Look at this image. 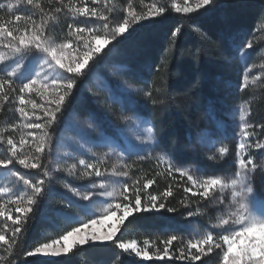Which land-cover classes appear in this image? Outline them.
I'll return each instance as SVG.
<instances>
[{
  "label": "snow or ice",
  "instance_id": "1",
  "mask_svg": "<svg viewBox=\"0 0 264 264\" xmlns=\"http://www.w3.org/2000/svg\"><path fill=\"white\" fill-rule=\"evenodd\" d=\"M106 5L101 9V4ZM216 0H184L181 6L175 2L171 4V10L176 13L192 14L199 10L208 11ZM108 0H9L7 4L0 3V10L7 9L9 13L20 11L21 8L30 10V15H15L14 20L4 21L0 17V108L8 103H15V112L19 114L17 123L8 127H0V148L5 149L0 153V172L16 188L0 185V199L4 196L15 203V218L6 211L4 203L0 202V217L5 222L12 221L11 236L6 238L5 232L0 230V245L4 246L7 256L0 255V264H15L11 260L13 248L20 243L22 230L26 232L31 215L35 213L43 198L54 191V184L50 179L52 171L60 172L62 169L50 170L49 158L54 156V149L60 133L67 122L66 111L70 103L76 99L74 88L78 81L88 73L92 72L96 59L101 49L118 38L125 39L124 33L139 22L160 17L166 13L165 5L155 2L141 6L147 11L136 12L133 10L131 0L126 9L127 14L122 22L115 24L110 22L114 7H107ZM58 5V6H57ZM91 5V6H90ZM194 5V6H193ZM61 16H66L71 22L66 23L67 38L58 41L57 37L49 35V31L55 27ZM36 17L39 18L38 22ZM81 18H84L83 20ZM21 21L23 24L21 25ZM102 28V31H101ZM181 31L177 28L173 33L175 37ZM131 33L129 32V35ZM115 45L108 49L112 51ZM246 49H252L253 44L248 42ZM73 51L76 52L73 55ZM92 61V65L89 64ZM253 68H247L243 75L242 88L246 89L249 84L256 85L264 82V65L260 66V74L252 75ZM19 81V83H17ZM26 81V82H24ZM35 94L42 98L41 103L31 99ZM150 98L152 93L147 92ZM26 97H28L26 99ZM115 99V94L112 97ZM155 103V101H153ZM31 106V107H29ZM135 112L136 110L133 109ZM130 121L131 117H125ZM85 128L73 127L72 131L80 140L88 143L89 140H98L101 146L108 149L102 157L95 162L85 159L78 161L83 172L76 175V165L72 164L63 171L78 180L86 178L98 179V183L92 184L91 191L80 192L75 188L64 185L74 196L81 201L89 202V207L94 200L106 198L116 200L121 198L125 203H107L104 215L96 219H90L87 223H79L77 217H66L70 222L79 223L78 227H72L70 231L52 239L50 242L40 243L32 251L25 253L32 257L42 254L44 257H60L67 255L83 245H101L111 242L123 254L134 255L145 260L157 259L168 261L173 259L185 262V264H196L201 261L202 256L213 252V249H222V264H264V200L258 198L252 185V180L257 172L264 175V163L257 164L250 150L256 149L264 153V123H253L251 120V108L244 107L239 110V143L236 148V166L231 178L222 179L220 176H207L198 178L188 170L175 166L170 159L164 155L158 157L160 163L167 165L168 175L178 172L181 177H186L190 186L185 188L186 193L200 197L205 201H213L220 205L221 209L227 208L226 215L219 219L218 231L232 229L228 234L220 235L219 242L211 231L202 238L187 242V251L184 248L177 249L178 255L172 250L174 241L180 238L171 235L161 241L162 247H157L155 242L151 243L154 253L150 255L148 239L143 240V246H139L136 239L122 240L117 236L121 232L120 227L113 225L103 234H97L95 230L89 232L91 225L102 224L103 221L116 217L118 225H123L125 220L136 213L152 212L166 209L175 212L176 209L167 207L165 203H157L159 199L166 200L172 196L171 188L157 195H147L142 206V193L155 179H147L142 187L138 180H133L132 191L129 185L123 183L121 188L115 185L122 178H130V165L125 164V157L137 155L147 148L155 150L160 147V140L154 131V126L149 121L137 119L133 122L134 133L125 128L109 125L110 131L101 128L98 136H92L97 131V120L95 114L90 113ZM148 124L149 126L143 127ZM221 133L224 132L222 122L218 124ZM19 132V139L6 133ZM54 133L56 136H54ZM221 136V141L226 139ZM201 142H208L215 146L214 134L205 130ZM78 149H84V144L76 142ZM71 146V145H69ZM91 151V149H88ZM220 159L229 154V147L222 143L218 148ZM109 156L117 160L110 168L104 166ZM49 161V162H46ZM25 170H38L42 173L40 179H29L19 171H14L16 166ZM123 169V170H121ZM9 182L6 180V183ZM16 189H22L19 194H14ZM195 189V191H193ZM230 193V200L225 204L222 196L218 198L217 193ZM182 203H185L182 201ZM187 206V205H186ZM121 213L117 215V213ZM94 214V213H93ZM199 213L189 211L188 217ZM123 235V233H121ZM70 237H76L71 244L66 243Z\"/></svg>",
  "mask_w": 264,
  "mask_h": 264
},
{
  "label": "rangeland",
  "instance_id": "2",
  "mask_svg": "<svg viewBox=\"0 0 264 264\" xmlns=\"http://www.w3.org/2000/svg\"><path fill=\"white\" fill-rule=\"evenodd\" d=\"M8 2L9 0H0V3L7 4ZM153 2L159 4L157 0H152L149 3H145L143 1L144 5ZM173 2L181 6L184 5V0H171V4ZM107 7H110V4H107ZM104 8L105 7L101 9ZM140 9L147 11L146 7H141ZM30 14V10L24 8H21L18 12L14 11L11 13H9L7 9L0 10V17H2L4 21H8L9 19L14 20L15 15ZM126 14L127 12L125 11L123 16ZM36 19L38 22L39 18L36 17ZM59 19L60 20L56 22L55 27L49 31V35L57 37L58 41H63L67 38L66 23L71 21L66 16H61ZM81 19L83 20L84 18ZM115 21V16L112 14L110 22L114 23ZM20 23L22 25L23 21ZM254 33L261 32L256 31ZM126 34L127 32L124 33L123 36ZM235 38L236 37H232L231 39L228 38V43L230 44ZM240 41L231 43L230 47L226 49V54L230 57L228 67L229 71L223 76L226 80L225 83L228 84V86H223L224 84L222 85L223 96L226 99L223 98L218 106H213L210 102L201 106L191 104L189 101L184 104V101H186L184 97V108L191 107L193 109H202V111L199 114L201 116V120L187 129L184 139L181 140L182 145L180 148L174 150V144H164L160 141V147L155 150L147 148L145 151L139 153V156L145 157L143 160L139 159L137 155H132L131 157L126 156L124 163L131 166L130 178H122L120 183L115 185L119 189L122 187L123 183H127L129 185V192H131L133 180H138L140 186L142 187L146 180L144 177V170L148 167L153 170L154 173L158 174L161 181L168 183L173 189L180 190L184 194L183 201L185 200V203H183L181 209L173 212L169 227V230L180 238L178 241H174L171 246V250L176 255H178L177 249L184 248L185 251H187V242L189 240L195 241L200 239L209 231L213 233V235L217 238V242H219L220 235L228 234V231L232 230L227 229L218 231L217 227H213L214 225L218 226L219 219L226 215V207L221 209V206L215 204L213 201H205L200 199L198 196H192L191 193H186L184 189L190 186V182L187 181V178L181 177L178 172H173V174L169 176L167 172V165L160 163L158 157L164 155L165 158L170 159L175 166L188 170L191 174L197 176L198 178H204L207 176H220L222 179L231 178L232 174L237 171L235 153L239 143V110L246 106L250 107V122L262 123L261 120L255 116V111L253 109L255 103L253 100L257 95L258 97L260 96L264 84V82L257 83L256 85L249 84L246 89L241 87L243 83V75L245 74V70L247 68H253L252 75L260 74V66L264 65V49L260 52H253V48L246 49L244 47L246 44ZM111 42L112 41H110V43ZM262 42L264 44V40ZM109 44L105 45L101 51L104 48H107ZM75 54L76 52L73 51V55ZM107 54L100 59L101 63L97 61V57L94 58L97 61L96 63L102 66L103 71H93L91 75V83L94 86L88 85L85 88L95 102L99 104L96 111L92 113L98 118L97 131L92 133V136H98L101 128L110 131L111 129L109 128V125L122 127L129 132L134 133L135 129L133 128V122L137 119V117H139L140 119L149 121L150 124L154 126V131L157 134V138L160 140L157 126L155 127L153 122L154 113L152 105L154 103L152 98H149L146 95L149 90L144 87L148 81L142 74L136 73L139 71L129 68L125 61L128 59L127 54L117 52ZM236 57L238 62L233 61ZM90 62L91 61H89V63ZM141 67L145 68L146 65L143 64ZM17 83H19V81H17ZM93 87H97L98 91H94ZM114 94L116 97L115 99L112 98ZM27 98L28 97H26V99ZM31 99L36 100L37 103L42 102V98L35 94L31 96ZM75 106H77V104ZM75 106L73 105L72 109L69 108L66 111L67 122L64 125L63 131L60 133V137L57 139L54 156L49 158L50 162L46 161L49 162L50 170L57 168L62 169L60 172L52 171L50 179L54 184V191L44 197V209L47 213L44 215L47 223L46 229H50V227L52 228L53 233H50L52 239L58 238L59 236L56 238L53 236L59 234L60 232L61 235H63L67 231H70L72 227H78L79 223H87L90 219H96L97 217L104 215V208L107 203H113V205L116 202L121 204L125 203V201L121 198H117L116 200L100 198L99 200H94V202L86 208L85 205H88L89 202L81 201L79 197L74 196L64 187V185L67 184L69 188H75L80 192L93 190L92 184L98 183V179L86 178L84 180H78L75 177L68 175L66 171H63V169L75 164L76 175L79 176L83 172V169L78 163L80 159H85L86 161L92 163L108 151L106 147L100 145L98 140L93 139L89 140L88 143H85L84 140H80L79 137L74 135L72 131L73 127L85 128L86 124L91 122L89 120L91 112H81L79 111L80 109H74ZM15 107V103H8L3 108H0V127H8L10 124L18 122L19 114L15 112ZM133 109L136 111L134 112ZM125 117H131L132 119L128 121L124 119ZM220 122H222L224 126L223 133H221L218 127ZM147 126L149 125H143V127ZM205 130L214 134V138L216 139L214 147L210 146L206 141L203 143L201 142L200 137ZM6 135H12L15 139H19L20 133H6ZM225 135L227 138L221 141L220 137ZM54 136H56L55 133ZM260 139H264V137H260ZM77 140H79L80 144H84V149H78L76 147L75 142ZM222 143L226 144L230 151L225 158L220 159L217 150L220 146H222ZM88 149H91V151H88ZM3 151H5V149L0 148V153ZM250 151L252 152V155L258 165L264 163V153H261L256 149H252ZM116 163V158L114 156H109L104 166L110 168ZM13 170L19 171L21 174L26 175L29 179L35 180L42 178V173L38 170H25L18 165ZM6 180L9 182L6 183ZM0 185L16 188V186L10 182V178H5L4 173L2 172H0ZM251 186L254 188L256 196L264 200V175L257 172L252 180ZM20 191H22V189H16L14 194H19ZM193 191H195V189H193ZM147 195H151V193L148 192V189L142 193V206L147 198ZM217 196L218 198L222 196L225 200V204H227V201L230 200V193L227 191L222 194L217 193ZM0 202L4 203L6 211L10 212L11 215L16 214L15 208L17 205L15 203H11L8 196H4L0 199ZM189 211H192L193 213L198 212L199 214L194 215L193 217H188L187 213ZM120 214L121 213L119 212L117 213V215ZM66 217H77L79 219V223L70 222L65 219ZM8 222L12 221L9 220ZM8 222H5L4 217H0V230L5 229L8 226ZM113 225L120 227L121 233L126 232V230L122 229V225L117 224L116 217L105 220L102 224L91 225L88 231L91 232L95 230L97 234L102 235L103 232L110 230ZM162 231L166 232L165 229ZM164 232L153 233V235H151L152 241H150L149 246L150 255H152L155 251L151 248L152 242H155L157 247H162L163 245L161 244V241L168 238L164 237ZM75 238L76 237H70L66 243L71 244L72 240ZM37 257L50 259L57 258L50 256L44 257L42 254H37ZM136 259L140 264H165V261H160L155 258L152 260H145L143 258L136 257ZM167 264H185V262L173 259L168 261ZM196 264H222V249L214 248L212 253L202 256L201 261H197Z\"/></svg>",
  "mask_w": 264,
  "mask_h": 264
},
{
  "label": "trees",
  "instance_id": "3",
  "mask_svg": "<svg viewBox=\"0 0 264 264\" xmlns=\"http://www.w3.org/2000/svg\"><path fill=\"white\" fill-rule=\"evenodd\" d=\"M143 1L149 3L152 0ZM157 1L169 10L160 17L134 25V30L130 29L124 35L125 39L118 38L119 43L112 41L104 48L97 56V61L101 63L100 59L107 53L127 54L128 59L125 61L129 68L139 71L136 73L142 74L148 81L144 87L152 93L151 98L155 101L152 105L153 122L157 126L160 141L174 144L176 150L182 145L181 140L184 139L187 129L201 120L199 114L202 109L184 108V104L189 101L191 104L203 106L210 102L211 105L218 106L224 98L222 85L228 84L223 76L229 71L230 61L226 49L231 43L243 39L240 42L253 44V52L264 49V0H216L215 5L208 11L200 10L192 14L171 10V0ZM128 3L129 0H108L110 7L115 9L113 15L116 21L113 24L122 22ZM131 3L133 10L144 11L140 9L141 0H131ZM100 7L106 5L102 3ZM177 28L181 31L173 37L172 33ZM256 31L261 33H254ZM232 37L236 38L229 44L228 38ZM113 45L115 47L109 52L108 49ZM233 61L238 62L237 57ZM89 64L92 65V61ZM143 64L146 65L145 68L141 67ZM101 70L103 71L102 66L96 63L93 71ZM92 72L78 81L74 88L76 99L70 103V109L77 104L74 109L93 113L98 108L99 104L85 90L88 85L94 86L91 83ZM93 90L98 91L97 87H93ZM184 97L186 101L183 104ZM253 101L255 116L264 123V84L260 96L257 95ZM144 172L146 180L155 179V183L148 188L151 195L159 197L166 189L172 190V196L166 200L159 199L158 204L163 202L166 208L176 210L182 208L184 194L180 190H175L161 181L158 174L150 168H145ZM44 208L43 198L31 215L26 232L22 230L20 243L13 248L11 260L15 264H140L136 257L123 254L111 242L79 246L71 253L54 259L26 256L25 253L32 251L40 243L52 239V228L46 229L44 215L47 213ZM172 214L173 212L166 209L136 213L128 217L122 225L126 232L123 235L120 232L117 236L125 241L136 239L143 246L142 239L152 241L151 235L164 232L163 229L166 231L165 238L176 235L169 230ZM15 215H12L13 219ZM1 230L5 232L6 238L10 237L12 222H8V226ZM60 235L61 232L53 237ZM0 255L7 256L2 245Z\"/></svg>",
  "mask_w": 264,
  "mask_h": 264
}]
</instances>
